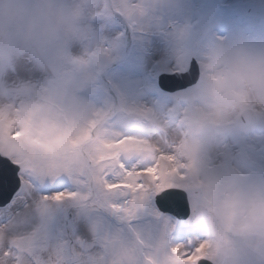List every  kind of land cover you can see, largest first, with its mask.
<instances>
[{
  "label": "snow or ice",
  "instance_id": "obj_1",
  "mask_svg": "<svg viewBox=\"0 0 264 264\" xmlns=\"http://www.w3.org/2000/svg\"><path fill=\"white\" fill-rule=\"evenodd\" d=\"M141 11L136 0H99L94 21ZM158 60L152 53L143 70L119 64L93 37L70 79L0 90V264H204L206 244L193 234L170 243L196 210L189 176L200 161L179 159L172 136L201 60L173 56L129 103L114 86L143 80ZM158 94L169 102L154 105Z\"/></svg>",
  "mask_w": 264,
  "mask_h": 264
},
{
  "label": "clouds",
  "instance_id": "obj_2",
  "mask_svg": "<svg viewBox=\"0 0 264 264\" xmlns=\"http://www.w3.org/2000/svg\"><path fill=\"white\" fill-rule=\"evenodd\" d=\"M82 16L75 0H0V58L16 45L71 37ZM201 64L198 87L181 100L188 114L172 136L175 155L201 165L189 176L196 210L186 223L194 242L206 244L204 264H264V177L226 164L222 151L224 131L249 133L264 123V48L237 39L212 47Z\"/></svg>",
  "mask_w": 264,
  "mask_h": 264
},
{
  "label": "rangeland",
  "instance_id": "obj_3",
  "mask_svg": "<svg viewBox=\"0 0 264 264\" xmlns=\"http://www.w3.org/2000/svg\"><path fill=\"white\" fill-rule=\"evenodd\" d=\"M64 2L70 5L74 0ZM75 3L83 16L71 37L52 40L40 48L16 45L7 58H0V90L43 76L70 79L83 69L93 37L110 44L117 63L141 70L150 54L159 52V60L143 80L133 84L125 79L114 85L122 103L139 99L151 90L150 79L173 56H193L199 61L212 47L237 39L249 47L264 48V0H136L142 11L135 18L110 13L95 21L99 0ZM124 28L130 36L123 34ZM20 47L23 50L17 51ZM103 102L110 103L111 97ZM168 102L165 94L153 100L154 105ZM222 139L223 149L227 148L223 153L226 164L252 177H264V123H257L249 133L233 126L222 133ZM190 234V225L183 223L176 226L173 237L183 240Z\"/></svg>",
  "mask_w": 264,
  "mask_h": 264
},
{
  "label": "bare ground",
  "instance_id": "obj_4",
  "mask_svg": "<svg viewBox=\"0 0 264 264\" xmlns=\"http://www.w3.org/2000/svg\"><path fill=\"white\" fill-rule=\"evenodd\" d=\"M152 53H156L157 55L159 54V52H155V51L152 52ZM152 53H151V54H152ZM151 54H150V55H151ZM145 76H146V74H145ZM131 80H132V79H131ZM136 81H137V80H136ZM136 81H135V80H132L131 83L135 84ZM227 146H228V145H227ZM222 151H223V153L225 154V153L227 152V148H224Z\"/></svg>",
  "mask_w": 264,
  "mask_h": 264
},
{
  "label": "water",
  "instance_id": "obj_5",
  "mask_svg": "<svg viewBox=\"0 0 264 264\" xmlns=\"http://www.w3.org/2000/svg\"><path fill=\"white\" fill-rule=\"evenodd\" d=\"M186 218V217H185Z\"/></svg>",
  "mask_w": 264,
  "mask_h": 264
}]
</instances>
